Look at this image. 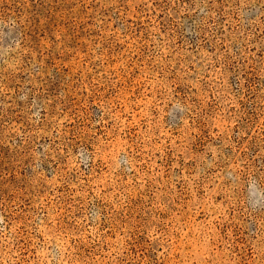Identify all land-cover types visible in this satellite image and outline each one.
<instances>
[{"label": "rangeland", "instance_id": "1", "mask_svg": "<svg viewBox=\"0 0 264 264\" xmlns=\"http://www.w3.org/2000/svg\"><path fill=\"white\" fill-rule=\"evenodd\" d=\"M0 264H264V0H0Z\"/></svg>", "mask_w": 264, "mask_h": 264}]
</instances>
